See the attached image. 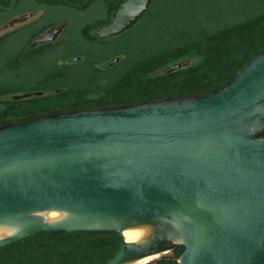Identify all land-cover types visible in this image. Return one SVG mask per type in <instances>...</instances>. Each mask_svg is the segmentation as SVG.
Wrapping results in <instances>:
<instances>
[{
	"label": "water",
	"instance_id": "1",
	"mask_svg": "<svg viewBox=\"0 0 264 264\" xmlns=\"http://www.w3.org/2000/svg\"><path fill=\"white\" fill-rule=\"evenodd\" d=\"M151 2L123 0L97 37L130 28ZM64 26L35 42L54 40ZM257 129H264V48L231 80L200 93L2 123L0 223L19 229L0 247L48 230H114L118 247L107 264L176 244L184 245L179 264H264V137ZM39 210L69 216L47 222ZM142 222L159 226L153 239L125 241L123 228ZM170 235L182 242L166 243Z\"/></svg>",
	"mask_w": 264,
	"mask_h": 264
},
{
	"label": "trees",
	"instance_id": "2",
	"mask_svg": "<svg viewBox=\"0 0 264 264\" xmlns=\"http://www.w3.org/2000/svg\"><path fill=\"white\" fill-rule=\"evenodd\" d=\"M122 1L47 0V4L86 10L96 2L102 3L105 15L80 29L81 39L92 43L106 40L88 34L92 28L107 22ZM180 6L181 0H152L137 23L124 33L133 27H155V33L146 37V32L140 29L137 41L113 50L104 58L82 52L86 69L80 76L77 71L71 86L67 74L57 71L54 65L38 80L39 94L17 98L0 88V124L39 114L200 93L231 80L264 48V7L233 21L215 23L211 13L199 21L186 19L184 30L177 38L181 40L168 43L163 40L168 31L159 27H176L170 19ZM114 56L121 58L112 65L102 66V61ZM178 62L186 64L164 71L166 66ZM118 239L119 234L114 230L42 231L0 247V264H107L117 250ZM183 250V244H176L170 254L149 264H179Z\"/></svg>",
	"mask_w": 264,
	"mask_h": 264
},
{
	"label": "rangeland",
	"instance_id": "3",
	"mask_svg": "<svg viewBox=\"0 0 264 264\" xmlns=\"http://www.w3.org/2000/svg\"><path fill=\"white\" fill-rule=\"evenodd\" d=\"M263 7L264 0H181L180 8L170 19L176 23V27L159 28L168 31L163 35V40L174 44L181 40L177 38L184 30L186 19L199 21L203 15L211 13L215 23L221 20L233 21L246 18ZM25 14L29 16L23 21L8 25L12 19ZM104 15L105 8L100 2L92 4L86 10H78L65 4L50 5L47 0H0V36L7 35L0 41V88L7 90V94L13 97L38 91V80L64 55L84 52L95 53L94 55L104 58L113 50L122 49L126 44L137 41L140 29L146 32V37L155 33V27H133L125 33L123 31L108 37L105 41L84 42L80 37L81 27ZM60 23H64L67 28L58 41L44 49L45 53H34L31 50L24 54L26 49L24 47L25 50L22 51L21 46L29 31L18 37L14 36L19 27H42L46 24L51 27ZM109 59L102 61V66H109ZM263 132L264 129L256 130L257 135H262ZM170 253L171 249L166 250L159 257Z\"/></svg>",
	"mask_w": 264,
	"mask_h": 264
},
{
	"label": "bare ground",
	"instance_id": "4",
	"mask_svg": "<svg viewBox=\"0 0 264 264\" xmlns=\"http://www.w3.org/2000/svg\"><path fill=\"white\" fill-rule=\"evenodd\" d=\"M34 213L40 215L47 222H58L69 216V213L62 210H39ZM19 227L11 224L0 223V239H5L18 231ZM159 226L156 223L142 222L126 226L122 230V235L127 242L144 244L153 239L158 232ZM182 239L179 235L166 237V243H180ZM166 251V250H164ZM164 251L144 255L138 258H128L119 264H148L158 258Z\"/></svg>",
	"mask_w": 264,
	"mask_h": 264
},
{
	"label": "flooded vegetation",
	"instance_id": "5",
	"mask_svg": "<svg viewBox=\"0 0 264 264\" xmlns=\"http://www.w3.org/2000/svg\"><path fill=\"white\" fill-rule=\"evenodd\" d=\"M51 27H19V29H17L15 31V35L14 36H19L21 33L29 31V35L27 38H25V40L23 41V45L21 46L22 51H24L25 53H29V51H33L35 52H41V53H45L47 47H49V45L52 43H55L56 41H58L60 39V37L62 36L64 30L67 27H63L62 31L57 35V37L54 40L51 41H46V42H35V38H37L38 36L42 35L46 30H48ZM83 28V27H81ZM86 28H90V27H86ZM99 27H95L92 28V30L90 31V33L88 34L90 37L92 36H97V29ZM7 36V35H5ZM4 35L0 36V39H4L6 38ZM104 39H108V38H104ZM25 47V49H24ZM38 47V48H37ZM83 55L82 54H73V55H64L61 58L57 59V71H64L67 74V83L69 86L72 85V82L75 79V75L77 74V71L79 72V76L81 74L84 73L85 69H86V65H85V60H83L84 58H82ZM115 57V56H114ZM114 57H110V59L108 60V62L110 63V61L112 60V58ZM100 68V67H99ZM96 71V70H94ZM36 92V91H34ZM38 92V91H37ZM78 110V109H76ZM264 137V132L262 133V135ZM162 232V230L159 232L158 236L160 235V233Z\"/></svg>",
	"mask_w": 264,
	"mask_h": 264
}]
</instances>
